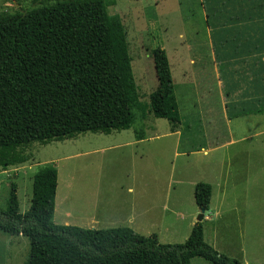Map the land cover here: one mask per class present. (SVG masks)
I'll list each match as a JSON object with an SVG mask.
<instances>
[{
	"label": "rangeland",
	"instance_id": "obj_1",
	"mask_svg": "<svg viewBox=\"0 0 264 264\" xmlns=\"http://www.w3.org/2000/svg\"><path fill=\"white\" fill-rule=\"evenodd\" d=\"M55 1L0 0V16ZM104 2L109 15L119 16L125 28L133 79L145 106L157 87L152 51L165 50L181 118L178 131L172 132L167 120L147 109L146 120L136 112L137 119L125 131L33 143L25 149L27 163L0 170V209L15 184L19 210L28 211L34 174L52 165L58 175L55 225L62 226L60 219L68 210L73 217H85L84 210L95 206L100 191L98 208L106 215L96 229L129 227L144 237L156 235L161 244H182L200 215L194 185L221 178L225 195L215 188L205 213L211 222L201 221L205 239L212 243L215 238L230 258L245 247L249 264H264V106L245 107L243 100H232L234 91L251 92L243 74L252 72L253 64H232L234 70L217 66L222 82H230L218 85L211 46L212 41L222 60L239 39L245 42L249 36L252 48L264 45V0ZM207 27L213 30L210 39ZM230 77L234 80L224 82ZM252 110L259 112L235 114ZM254 174L259 177L256 198L247 190ZM28 257L27 238L0 232V264H28ZM190 264L209 263L194 258Z\"/></svg>",
	"mask_w": 264,
	"mask_h": 264
},
{
	"label": "trees",
	"instance_id": "obj_2",
	"mask_svg": "<svg viewBox=\"0 0 264 264\" xmlns=\"http://www.w3.org/2000/svg\"><path fill=\"white\" fill-rule=\"evenodd\" d=\"M152 58L157 87L145 106L133 79L125 28L119 16L109 15L104 0H57L0 16V170L27 163L25 149L33 143L125 131L136 112L146 120L147 109L175 132L181 118L169 60L161 47ZM137 132L141 140L143 132ZM57 179L52 165L40 168L32 179L29 210L20 212L15 184L0 209V232L29 240L28 264H190L194 258L242 264L208 245L201 223L182 244H161L156 235L144 237L129 228L55 225ZM211 191L209 184L195 185L200 211L209 210Z\"/></svg>",
	"mask_w": 264,
	"mask_h": 264
},
{
	"label": "crops",
	"instance_id": "obj_3",
	"mask_svg": "<svg viewBox=\"0 0 264 264\" xmlns=\"http://www.w3.org/2000/svg\"><path fill=\"white\" fill-rule=\"evenodd\" d=\"M201 1L204 2V0H201ZM251 18L252 17H249L250 20H251ZM205 21L207 23V20H205ZM217 26L218 25L217 24L215 25V23H214L213 28L214 27L216 28ZM211 33H213V30L208 28L209 39L211 38ZM234 35H236V34L234 33ZM221 39H224V38H221ZM249 41H250V38L248 36V39L245 42L241 41L239 39V42L237 44L230 45V48L228 49V53L225 56H223L222 60H221V57L217 54L218 51H217V49L214 48L213 42L211 41L212 45L211 44L210 45L213 47V49H212V57H213L212 62H213V65L216 69L217 82H218V85H220V87H223V84L224 85L230 84L229 81H233L234 78H232V77L227 78V80H225L224 82H229V83H223L221 77L219 76V69H217V66L230 65L227 67L231 68V70H234L235 67L232 66V64L235 65L237 63H239V64L245 63L244 64L245 66H247L249 64H253V68H254L253 71L252 72L249 71L246 74H243V76L247 77V79L249 80V88L250 87L252 88L251 92H249L247 90V88L245 90H243V92H241V93H239L238 91H234L233 95L235 97H233L232 100L233 101L243 100L241 103L244 104L245 107H246V104L251 105L253 107L254 106L253 103H260V107H262V106H264V48H262L264 45H262L263 44L262 43V44H260V46L252 48ZM255 43H256V41H255ZM225 44H226V41L224 42V45ZM198 81L199 80H197V83H198ZM258 112H259V110H252V111H248V112L237 111V113H235V114L237 116H240V115L241 116H247V115H252V114L257 115ZM177 131L178 130H176L175 133ZM203 153L206 154L207 151L204 150ZM258 178H259L258 175L254 174L252 176V178L249 179V181H248L247 190L249 191V196H252L253 198H256V196L258 195V189H259V184H258L259 179ZM222 180H223V178H222ZM224 181L226 182V180H224ZM206 184H209L211 186V189H212L210 198H212V194L215 191V188H216L217 192H219L221 195L222 194H223V196L225 195V189H223V193H222L223 186H222L221 178H217L216 181H207ZM194 187H195V185H194ZM56 190H57V188H56ZM100 198H102V194H100V191H99L95 194V197H94L95 206L93 205L92 209H86V211L84 210V214L86 215L85 217H83V216L82 217H79V216L73 217L71 215L70 211L68 210V212L60 219L62 226H70V225H72L71 223H75V224H77L76 227H79V228L98 230L95 228V225L100 224L103 217L106 215V214H103L100 211V209L98 208V204L100 203ZM210 202H211V199H210ZM210 202H209V210H210ZM209 210L204 212L203 221L211 222L210 218L205 217V213L209 212ZM218 211H219V209H217V212ZM248 211H250V210H248ZM55 216H56V201H55L53 219L55 218ZM191 226H193V224ZM202 227H203V224H202ZM121 228H129V227H121ZM129 229H131V228H129ZM17 237H20V236H17ZM203 237H204V241L208 245H210L213 249H215L219 253L223 252L222 249H219L217 247L218 245H217L215 238H214V242H212V243H209L206 241L204 228H203ZM244 249H245V247L242 248L241 255H238L237 257H233V258L242 260L245 264H249L248 261H246V255L244 254Z\"/></svg>",
	"mask_w": 264,
	"mask_h": 264
},
{
	"label": "water",
	"instance_id": "obj_4",
	"mask_svg": "<svg viewBox=\"0 0 264 264\" xmlns=\"http://www.w3.org/2000/svg\"><path fill=\"white\" fill-rule=\"evenodd\" d=\"M203 218H204V211L201 210L200 211V215H199V217L197 219V223H201V221L203 220Z\"/></svg>",
	"mask_w": 264,
	"mask_h": 264
}]
</instances>
